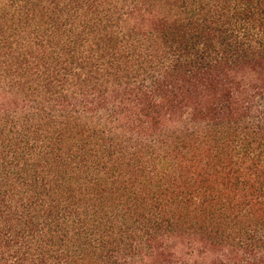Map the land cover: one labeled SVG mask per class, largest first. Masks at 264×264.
I'll list each match as a JSON object with an SVG mask.
<instances>
[{
  "label": "trees",
  "instance_id": "1",
  "mask_svg": "<svg viewBox=\"0 0 264 264\" xmlns=\"http://www.w3.org/2000/svg\"><path fill=\"white\" fill-rule=\"evenodd\" d=\"M0 264H264V0H0Z\"/></svg>",
  "mask_w": 264,
  "mask_h": 264
}]
</instances>
